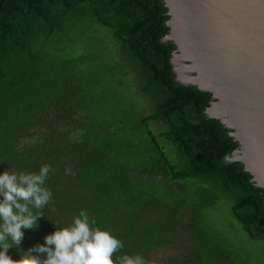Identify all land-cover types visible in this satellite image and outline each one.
<instances>
[{"label":"trees","instance_id":"1","mask_svg":"<svg viewBox=\"0 0 264 264\" xmlns=\"http://www.w3.org/2000/svg\"><path fill=\"white\" fill-rule=\"evenodd\" d=\"M169 19L164 0H0V168L52 166V202L9 249L12 259L81 210L121 239L117 256L146 263L180 239L184 253L168 264H248L208 222L224 202L242 232L264 243V190L230 162L239 143L206 115L212 94L176 80L177 46L163 42ZM92 25L106 30L99 44L109 54L98 42L56 47L60 34Z\"/></svg>","mask_w":264,"mask_h":264},{"label":"water","instance_id":"2","mask_svg":"<svg viewBox=\"0 0 264 264\" xmlns=\"http://www.w3.org/2000/svg\"><path fill=\"white\" fill-rule=\"evenodd\" d=\"M164 3L176 80L212 94L206 115L239 143L230 162L264 190V0Z\"/></svg>","mask_w":264,"mask_h":264},{"label":"clouds","instance_id":"3","mask_svg":"<svg viewBox=\"0 0 264 264\" xmlns=\"http://www.w3.org/2000/svg\"><path fill=\"white\" fill-rule=\"evenodd\" d=\"M51 171L52 166L44 164L38 172L5 170L0 174V264H146L140 254L117 256L124 248L121 239L95 226L86 210H81L68 227L45 236L44 244L28 249L18 260L12 259L9 249H19L23 230L35 229L38 218L44 216L41 210L52 202L53 193L45 186ZM65 173L71 175V168ZM33 253H46V258Z\"/></svg>","mask_w":264,"mask_h":264},{"label":"rangeland","instance_id":"4","mask_svg":"<svg viewBox=\"0 0 264 264\" xmlns=\"http://www.w3.org/2000/svg\"><path fill=\"white\" fill-rule=\"evenodd\" d=\"M90 30V33L87 32V29H82V33L78 35H70V34H60L59 37L55 40L56 47H71V46H79L77 48V52L82 48V46L86 42H90V44H96L93 47L95 49H100L103 54H109V49L107 48L106 42L102 41V44H99L100 34L106 31L102 27H98V34L95 25ZM86 30V31H85ZM88 33V34H87ZM87 34V35H86ZM44 33L39 32L38 38L43 40ZM108 42V40H107ZM109 47L112 48V44L109 41ZM107 48V49H106ZM125 88L120 87V95ZM123 96V95H122ZM152 126L155 130H158L160 125L157 123H152ZM5 171L0 168V174ZM230 207L228 203H219L217 206L211 208L207 212L208 222L217 230L221 231L223 235L227 238V240L234 245L236 248L240 249L242 252L241 257L248 261V264H264V243L254 241L248 238L241 230L239 224L234 220L231 216ZM185 245L184 242H181L178 239L177 245L175 247L160 249L156 252H153L149 256V260L146 264H168L169 260L174 257L183 254L184 251L178 248V245ZM177 257V258H178Z\"/></svg>","mask_w":264,"mask_h":264}]
</instances>
